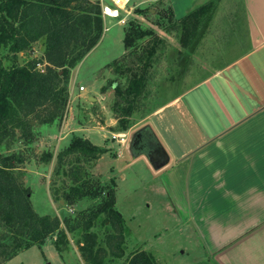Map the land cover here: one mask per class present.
I'll list each match as a JSON object with an SVG mask.
<instances>
[{"label": "rangeland", "instance_id": "1", "mask_svg": "<svg viewBox=\"0 0 264 264\" xmlns=\"http://www.w3.org/2000/svg\"><path fill=\"white\" fill-rule=\"evenodd\" d=\"M100 1L103 6L104 36L101 43L88 54L83 62L70 71L68 84L70 100L62 122L46 125L40 120H33V142L26 143L22 139L16 140L10 149H0V154L9 156L14 153H22L27 158V162L17 168L16 175L25 187L31 189L30 198L36 213L41 216L59 217L61 220L71 218L73 221H77L83 211L95 206L97 202L83 200L77 205L70 206L63 200L55 201L53 190L56 187L54 183L60 185L62 180L58 182L54 174L57 166L56 159L51 163H46L43 161V157L46 153H53L56 157L70 145L74 136L89 139L95 145L109 150L93 165L86 166L105 187L114 185L117 208L123 214L132 232L131 245L143 247L149 252L153 249L152 252L155 254L157 247H153L161 243L166 251L163 252V260L157 259L162 264H195V262L209 264L198 260L197 255L201 253L198 246L188 255H181L182 249L178 254L171 253V249L174 252L183 244L189 247L196 244V241L189 237L191 232L189 227L186 230L184 222L179 219L177 214H174V206L170 203L169 197L170 189L165 177L163 175L156 176L145 159L137 161L138 155L135 152H138L139 149L133 147V138L143 127L152 125L156 131L159 130L160 136L162 135V140L167 146L182 154L191 146L202 143L206 137L213 139L220 135L225 129L224 126L231 125L233 120H236L235 117H239L238 115H248L249 108H246V102L249 99L242 100L245 97L237 94L231 83L226 82L224 85L225 79L223 78L214 80L200 90L192 91L182 100L179 99L186 90L196 87L199 81L219 70L220 65L225 64L227 59L231 60L236 54L219 52L207 59L205 53L199 52L198 54H187L189 59L185 61L178 55L179 50H182L178 41L179 37L176 34H168L155 25L156 14L162 8L161 2L150 4L148 0ZM141 1L148 2L140 5L139 8H134L132 12L129 10ZM180 2L181 0H178V7ZM140 7L154 11L142 15V17L138 15L140 17L138 18L134 14L137 9H141ZM117 8L125 9L119 10V18L110 19L104 14L106 9L109 10L108 13H111ZM184 14L180 8H176L177 19H180ZM187 15L186 13L184 17ZM134 19L143 28L157 31L158 36L160 39L162 37L164 42L157 37H150L138 42L133 40V46H128L126 39L131 27L130 23ZM156 44L158 45L156 46L158 47L157 56L151 62L153 67L148 70V89L150 90L148 92L154 99L153 106L156 103H162L165 106L158 110L159 114L156 111L147 114L144 119L137 120L135 125L127 131L129 136L126 138V142L121 143L119 140H123L122 138H115V135L119 134L117 130L119 129L118 116L120 115L113 111L116 94L115 90L111 88L110 82L116 80L125 87L133 74L143 73L148 57L147 52ZM160 47H167L168 52L161 55ZM45 51V39H42L34 44L31 51L19 54L18 62L20 65H26L33 61H42ZM7 55V49H0V57L5 58L4 63L9 66L11 61L8 60ZM124 57L127 60H124ZM114 62L117 64L114 65ZM37 68L45 72L46 64L42 61ZM120 71L122 72L120 73ZM243 83L248 86L245 82ZM81 87H84L85 90L82 91ZM104 88H106L105 92ZM229 90L233 91V95L228 92ZM146 96H140L139 105L144 106L142 107L145 113H150L151 109L144 101ZM232 97H235L240 106L237 107L235 99ZM140 109L141 107L136 112L140 113ZM249 124L252 125V130L257 131L255 136H251L249 132H242L241 135L227 136V140H230L231 144L239 139L248 143L249 141L264 143V112ZM244 145L233 153L231 148L227 156L234 157L233 155L237 154V151ZM226 150H229L228 147L222 149L221 157L224 156ZM238 156L242 157L239 154ZM177 202L178 206L182 204L181 199ZM171 225L177 226L176 230L179 229V231L170 232L169 230V233H166V229ZM3 232V230L0 231V233ZM170 233H174V235L171 236ZM160 235H163L162 242H158L157 239ZM138 237L140 240L142 238L145 244ZM56 239L57 236L52 237L42 248L33 246L11 260H3V264H86L77 244L78 237L69 235V250L63 253L57 250ZM145 245L150 250L144 247Z\"/></svg>", "mask_w": 264, "mask_h": 264}, {"label": "trees", "instance_id": "2", "mask_svg": "<svg viewBox=\"0 0 264 264\" xmlns=\"http://www.w3.org/2000/svg\"><path fill=\"white\" fill-rule=\"evenodd\" d=\"M160 4L162 8L156 14L155 25L179 37L182 50L178 55L187 61V54H194L203 39L218 3H207L180 19L170 6L163 1ZM149 12L150 9L136 10L137 15L143 16ZM134 20L126 39L128 46H133V40L138 42L150 37L162 41L157 31L145 29ZM103 34L100 0H0V49H7V58L11 61V65L6 66L5 58L0 57V149H10L20 139L32 143L33 120L46 125L62 122L70 100V71L98 46ZM42 39H45L42 61L46 71L37 68L42 61L20 65L19 54L31 51ZM156 46L147 52L143 73L133 74L127 86L123 87L116 80L110 82L116 94L113 111L120 115L119 133H126L137 120L165 106L162 103L153 106L154 99L148 89V70L156 59ZM167 52V47L160 49L161 55ZM144 95H147L144 101L150 113H145L144 106L139 105L140 96ZM108 151L89 139L74 136L70 145L56 157L53 153L43 157L46 163L56 159L54 174L58 182L62 180L60 185L54 183L55 201L63 200L70 206L83 200L97 202L83 211L77 221L36 213L30 198L31 189L16 175L17 168L25 164L27 158L22 153L0 154V231H4L0 233V264L33 246L42 248L55 236L56 248L63 253L69 250L70 234L78 237L77 244L86 264H162L143 247L131 245L132 232L117 208L114 185L105 187L86 166L93 165Z\"/></svg>", "mask_w": 264, "mask_h": 264}, {"label": "crops", "instance_id": "3", "mask_svg": "<svg viewBox=\"0 0 264 264\" xmlns=\"http://www.w3.org/2000/svg\"><path fill=\"white\" fill-rule=\"evenodd\" d=\"M148 1L150 4L163 1L169 4L174 14L176 8H180L184 16L217 1L216 13L195 53L203 52L207 59L219 52L236 54L220 65L219 70L199 81L196 87L186 90L180 100L222 78L225 79L224 85L231 83L235 92L245 97L242 100L249 99L246 102L248 115H238L232 122L234 125L224 126L220 135L213 139L206 137L202 143L191 146L182 154L167 146L159 130L156 131L152 125L141 129L152 133L153 146L160 157L155 159L148 151L139 150L135 152L137 161L145 159L156 176L165 177L174 214L184 222L186 230L189 227V237L196 241L189 247L183 244L174 252L171 249V253L178 254L182 249L180 254L188 255L198 246L201 252L197 255L198 260L205 263L264 264V143H248L239 139L231 144L226 138L231 134L241 135L242 132L255 136L257 131L252 130L249 123L264 112V0H181L179 7L178 0ZM148 1H141L129 10L132 12ZM108 12L107 9L106 14ZM134 15L138 17L136 13ZM235 103L240 106L236 99ZM122 134H126L127 138L129 136L127 132ZM242 145L244 147L234 157L227 156L231 148L233 153ZM227 147L229 150L221 157L222 149ZM180 199L182 204L178 206ZM176 229L177 226L171 225L166 233L169 230L178 232L179 229ZM162 237H157L158 242H162ZM161 245L153 247H157L155 254L147 245L144 247L156 259L163 260L166 249Z\"/></svg>", "mask_w": 264, "mask_h": 264}, {"label": "flooded vegetation", "instance_id": "4", "mask_svg": "<svg viewBox=\"0 0 264 264\" xmlns=\"http://www.w3.org/2000/svg\"><path fill=\"white\" fill-rule=\"evenodd\" d=\"M153 135L150 131L147 129L140 130L135 136L133 141V147L135 149H139L140 151H148L152 154V156H155L156 158H159V152L154 148L153 146ZM138 145H140L138 147Z\"/></svg>", "mask_w": 264, "mask_h": 264}, {"label": "built area", "instance_id": "5", "mask_svg": "<svg viewBox=\"0 0 264 264\" xmlns=\"http://www.w3.org/2000/svg\"><path fill=\"white\" fill-rule=\"evenodd\" d=\"M117 7H118V6H117ZM124 8H125V7H124ZM120 10H122V8H121ZM106 11H107V9L104 11V14L107 15V16H109V17H112V16L106 14ZM113 11H114V12H117L118 15H117L116 17H112V18H119V17H120L119 9L117 8V9H115V10H113ZM124 22H125V21H124ZM81 90L84 91L85 88H84V87H81ZM115 138H117V139L122 138L123 140H119V142L124 143V142H126L127 135H126V134L119 133L118 135H115Z\"/></svg>", "mask_w": 264, "mask_h": 264}, {"label": "bare ground", "instance_id": "6", "mask_svg": "<svg viewBox=\"0 0 264 264\" xmlns=\"http://www.w3.org/2000/svg\"><path fill=\"white\" fill-rule=\"evenodd\" d=\"M112 17H116L118 14L117 12L111 11V13H108Z\"/></svg>", "mask_w": 264, "mask_h": 264}]
</instances>
